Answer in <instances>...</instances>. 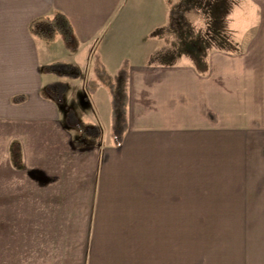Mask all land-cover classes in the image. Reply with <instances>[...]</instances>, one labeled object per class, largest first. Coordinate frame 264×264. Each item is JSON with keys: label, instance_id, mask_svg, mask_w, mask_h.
Listing matches in <instances>:
<instances>
[{"label": "crops", "instance_id": "crops-1", "mask_svg": "<svg viewBox=\"0 0 264 264\" xmlns=\"http://www.w3.org/2000/svg\"><path fill=\"white\" fill-rule=\"evenodd\" d=\"M168 1L0 0V264H180L182 221L264 220V0L219 2L221 43L235 48L205 65L134 62L198 36ZM56 12L86 92L96 56L111 75L129 61L118 144L103 84L82 120L101 136L82 147L69 106L44 91L50 52L28 25Z\"/></svg>", "mask_w": 264, "mask_h": 264}, {"label": "rangeland", "instance_id": "rangeland-1", "mask_svg": "<svg viewBox=\"0 0 264 264\" xmlns=\"http://www.w3.org/2000/svg\"><path fill=\"white\" fill-rule=\"evenodd\" d=\"M170 1H174L171 2L173 5L170 6V9L178 7L181 11V14L178 13L181 20L189 23L191 32H197L198 36L183 38L181 44H148L142 48L143 52L139 55L140 57H133L134 62H146L148 58H152V61L161 63H192L201 66L206 62L205 58L210 51L235 48L234 45L217 44L221 42L217 36L213 37L212 35L206 40L200 37L206 31L205 26L209 27L208 32L210 30L212 32V29L215 28L216 19L212 13L219 8L221 0H208L215 2V6H207V0ZM190 2L192 3L191 9L188 5L186 7L180 6L181 3L189 4ZM205 7L207 8L206 11L203 10ZM176 11L174 12L176 13ZM218 20L220 22V19ZM58 39L63 41L61 38ZM169 39L166 37V40ZM193 41H197V43H184ZM205 41L207 44H202ZM63 44L65 48L60 47L57 42L55 44L41 42L38 45V50L40 53L41 48L50 52L47 57L48 62L56 60L72 62L74 54L69 48L67 49L68 45L65 42ZM192 46L196 48L195 51ZM81 69L80 78H86L89 69H85V67H81ZM41 77L46 78V81L55 78L46 75H41ZM80 78L76 80L66 79L68 90L64 101L69 109L75 112L78 119L85 120L90 103ZM180 264H264V220L182 221Z\"/></svg>", "mask_w": 264, "mask_h": 264}, {"label": "trees", "instance_id": "trees-1", "mask_svg": "<svg viewBox=\"0 0 264 264\" xmlns=\"http://www.w3.org/2000/svg\"><path fill=\"white\" fill-rule=\"evenodd\" d=\"M181 5L186 7L189 4L181 3L180 6ZM219 8L212 13L214 19H216V24L215 28L212 29V32L210 30L208 33L213 35V37L217 36L220 39L221 29L218 20L220 18L218 17L222 15V12ZM28 28L33 36L45 43H51L57 38H61L72 49L77 44V38L72 25L66 15L62 12H56L52 16H38L29 22ZM181 43L182 42L179 44ZM184 43L196 44L197 41ZM202 44H207V42ZM217 44L223 45L221 42H218ZM193 46L192 49L195 51L196 48ZM128 66L129 61L125 58L121 61L117 73L111 75L106 71L103 64L96 56L94 58L93 66L94 75L86 82L87 93L93 92L100 83L108 90L111 104V133L113 135L114 143L116 144L121 141L127 123L126 104ZM41 70L44 74L55 77L46 81L43 87L47 96L58 105L64 103V97L68 90L66 79L79 78L82 73L77 65L63 60L45 63L42 65ZM21 99L22 96L15 97V100ZM63 121L67 128L74 130L75 133L72 141L77 147L86 146L91 142H95L99 140L101 136V128L97 123L85 122L78 119L75 112L71 109L65 110Z\"/></svg>", "mask_w": 264, "mask_h": 264}]
</instances>
